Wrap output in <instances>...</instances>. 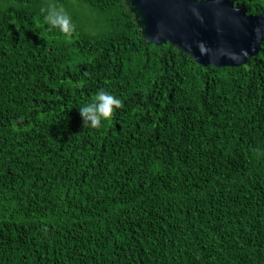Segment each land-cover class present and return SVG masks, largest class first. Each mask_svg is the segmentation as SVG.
Returning <instances> with one entry per match:
<instances>
[{"label": "trees", "instance_id": "trees-1", "mask_svg": "<svg viewBox=\"0 0 264 264\" xmlns=\"http://www.w3.org/2000/svg\"><path fill=\"white\" fill-rule=\"evenodd\" d=\"M101 90L123 107L93 129ZM0 264H264V41L205 67L127 0H0Z\"/></svg>", "mask_w": 264, "mask_h": 264}, {"label": "water", "instance_id": "water-1", "mask_svg": "<svg viewBox=\"0 0 264 264\" xmlns=\"http://www.w3.org/2000/svg\"><path fill=\"white\" fill-rule=\"evenodd\" d=\"M146 44L170 43L199 64L240 67L262 51L264 12L236 0H127Z\"/></svg>", "mask_w": 264, "mask_h": 264}, {"label": "clouds", "instance_id": "clouds-1", "mask_svg": "<svg viewBox=\"0 0 264 264\" xmlns=\"http://www.w3.org/2000/svg\"><path fill=\"white\" fill-rule=\"evenodd\" d=\"M41 13L48 22L50 28L59 29L60 32L71 37L76 31L70 14L62 7L49 6L41 8ZM123 107V102L114 94L101 90L86 106L79 108L84 126L93 129L102 127L104 121L113 118L117 110Z\"/></svg>", "mask_w": 264, "mask_h": 264}]
</instances>
